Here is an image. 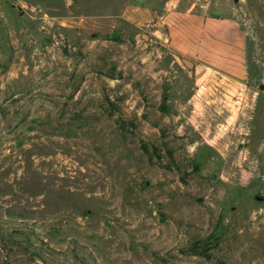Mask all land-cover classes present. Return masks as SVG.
<instances>
[{"label":"rangeland","instance_id":"374dc122","mask_svg":"<svg viewBox=\"0 0 264 264\" xmlns=\"http://www.w3.org/2000/svg\"><path fill=\"white\" fill-rule=\"evenodd\" d=\"M168 1L0 0V264H264V0H179L255 30L246 81Z\"/></svg>","mask_w":264,"mask_h":264},{"label":"crops","instance_id":"0c3cea01","mask_svg":"<svg viewBox=\"0 0 264 264\" xmlns=\"http://www.w3.org/2000/svg\"><path fill=\"white\" fill-rule=\"evenodd\" d=\"M212 3L221 0H208ZM177 0H169L166 14L162 17V27L157 23V31H167L169 46L178 54L189 57L193 64L196 60L218 59L215 66L224 75L240 81L253 77L249 69V49L256 46V37L243 20L236 15L235 8L231 15L208 13L204 2L187 6ZM164 25V26H163ZM191 52L194 56H191ZM208 57L204 60L202 57ZM195 58V59H194ZM212 65L211 63H208Z\"/></svg>","mask_w":264,"mask_h":264},{"label":"water","instance_id":"95a60500","mask_svg":"<svg viewBox=\"0 0 264 264\" xmlns=\"http://www.w3.org/2000/svg\"><path fill=\"white\" fill-rule=\"evenodd\" d=\"M181 62L183 63V65L186 67V68H193V63L190 61V60H187V59H184L182 58L181 59Z\"/></svg>","mask_w":264,"mask_h":264}]
</instances>
